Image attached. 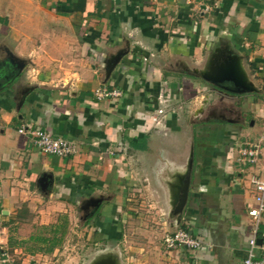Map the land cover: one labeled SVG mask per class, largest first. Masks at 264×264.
Segmentation results:
<instances>
[{"label":"crops","instance_id":"1","mask_svg":"<svg viewBox=\"0 0 264 264\" xmlns=\"http://www.w3.org/2000/svg\"><path fill=\"white\" fill-rule=\"evenodd\" d=\"M0 12V37L15 47L14 56L0 49L7 57L0 63V245L8 247L12 232L28 243L37 228L90 199L106 200L93 207L100 213L93 229L122 239L132 214L128 191L139 177L145 185L134 191L173 206L190 172L181 219L204 248L185 260L164 248L169 228L157 226L127 244L121 264H242L264 151L242 169L234 158L236 144L264 136V0H0ZM232 64L251 92L206 79ZM105 88L123 96L99 100ZM161 93L172 112L158 126ZM24 126L77 141L79 151L68 159L43 154L19 133Z\"/></svg>","mask_w":264,"mask_h":264},{"label":"rangeland","instance_id":"2","mask_svg":"<svg viewBox=\"0 0 264 264\" xmlns=\"http://www.w3.org/2000/svg\"><path fill=\"white\" fill-rule=\"evenodd\" d=\"M9 3L24 8V6L32 5L31 3L33 2H9ZM17 25L18 24H14V27L17 28ZM10 26L13 27L11 23ZM3 40L4 39L0 37V49L4 47H7L8 49L10 47L8 52L10 54L12 53V56H14L15 53L13 52L15 47L13 48L11 42L7 44ZM4 58L7 57H5V54H3L2 51L0 50V63L4 62L3 61ZM20 62L27 64V62L24 60ZM28 63H30V61ZM260 137L256 141H259ZM241 146L242 145H240V143L236 144L234 160L235 159L237 160V158L239 157L238 150L240 149ZM263 151L264 148H262L261 150V157ZM259 162L260 159L258 163ZM235 165L238 166V169L246 168V165H242L239 163ZM144 179L145 177L143 176L139 177L140 182L138 183V186H134V187L131 186V190L128 191L129 198L132 199V201L129 203V207L132 209V214L129 220H126L125 223L123 222V233L121 237L122 239H118V240L107 239V238L105 239L104 236L111 235L112 232H109L107 229H105V231L107 232L105 235L102 234V232L98 230L95 231L93 229V228H97L96 222L98 219H100V217H98V215L100 216V213L91 219L92 216L91 212L94 209L93 207L97 206L99 203L101 204V206L102 205L104 206L103 202L106 200L104 201L101 199L84 200L80 202L78 205L74 206L73 209L71 210V213H68V218L70 223L68 228V234L62 244V247L57 249V251L54 252V254H48L46 255L47 257L40 259V257L38 256H34V257L28 256L30 254L29 252H26L27 255H23V253L21 254L20 252L15 251V249H11L8 245L9 248L8 253L10 255V259H9V263L7 264H92V262L96 260L98 257H102L105 255L118 256V259L121 261L124 258V256L126 257L129 255L128 252L130 249H128L127 244L128 243L131 244L132 241L135 240L133 238L140 237L143 240H145V236L152 235L157 226H166L167 228H169V231H165V232H169V233L174 232L178 227L181 226L182 228L186 227V224L184 223V221H182L181 217L174 216L172 214L173 206H169V203L166 204L165 201L161 198H155L153 193L148 194L143 191L141 192L134 191L135 188L140 189L142 185H145ZM147 195H149L150 197H147ZM107 212L108 211L106 210L104 213ZM105 217L109 218V215H106ZM105 217H103V219ZM110 217L112 219L115 218L112 215H110ZM178 219L180 221V224L177 223ZM122 220L123 219L120 216L119 221ZM103 221L108 222V220H103ZM252 223H253L252 220L248 221V225L246 228V233L248 229V237L246 236L247 242L250 237V229L252 227ZM147 226L149 227L148 229L146 228ZM116 228L117 231L119 230L120 226L117 224ZM31 229L32 228L29 227L30 231ZM41 231L42 230L39 227L35 230L34 233L39 234V232ZM29 232L25 234H28ZM126 235H128L130 239L125 238ZM14 238L15 239L17 238L16 235ZM163 246L165 248L164 238H163Z\"/></svg>","mask_w":264,"mask_h":264},{"label":"built area","instance_id":"3","mask_svg":"<svg viewBox=\"0 0 264 264\" xmlns=\"http://www.w3.org/2000/svg\"><path fill=\"white\" fill-rule=\"evenodd\" d=\"M123 96L122 91L116 89H99L96 92V97L99 100L112 99L119 100ZM157 125L163 124L167 114L172 112L170 102L165 93H161L157 99ZM20 134L26 137H31L34 145L39 151L46 155L57 156L68 159L79 151V143L74 140L63 138H54L53 135L46 130L36 129L31 126H24L19 130ZM264 148V136L257 142L243 144L238 150L239 157L237 162L242 165L254 166L261 157V150ZM253 193L254 205L248 210V216L252 220L250 229V237L246 255L242 264H264V239L261 233V226L264 222V177L253 178ZM187 228L178 227L172 233H166L164 236L165 248L168 252L183 253L185 260L186 255L192 257L196 252L202 250L205 246L204 239L196 236L189 223H186ZM262 240L261 245L258 243ZM10 255L8 251L2 253L0 259L2 264L9 263Z\"/></svg>","mask_w":264,"mask_h":264},{"label":"water","instance_id":"4","mask_svg":"<svg viewBox=\"0 0 264 264\" xmlns=\"http://www.w3.org/2000/svg\"><path fill=\"white\" fill-rule=\"evenodd\" d=\"M219 77H207L206 79L209 82H212L214 85L222 88L223 90L230 91L236 94H245L251 92L253 88L244 80L243 77L239 74L235 65L229 66L227 69L223 70ZM229 82L232 83L231 87L223 86V83ZM194 153L191 152V157L189 161V171L192 169ZM191 188V174L187 173L186 178L183 180L182 184L179 186L178 194L175 197V202L173 203L172 214L174 216L181 217L185 211L186 205L189 200ZM258 243L261 245L262 240H259ZM92 264H121V261L118 259V256L115 255H105L98 257L92 262Z\"/></svg>","mask_w":264,"mask_h":264},{"label":"trees","instance_id":"5","mask_svg":"<svg viewBox=\"0 0 264 264\" xmlns=\"http://www.w3.org/2000/svg\"><path fill=\"white\" fill-rule=\"evenodd\" d=\"M94 216L95 215H92L91 219L94 218ZM69 224L70 223L68 216L60 215L56 224L51 226L40 227L42 231L39 232V234H34L33 236H31L28 243L24 241L21 243L18 241L17 238L16 240L14 238L15 235H13L12 232L9 242V247L11 249L23 247L25 248L26 252L29 253L52 254L55 250L62 247V244L68 234ZM0 247L2 250V252L0 253V259H1L2 253L5 251H9V248L8 247L3 248L2 245H0Z\"/></svg>","mask_w":264,"mask_h":264},{"label":"flooded vegetation","instance_id":"6","mask_svg":"<svg viewBox=\"0 0 264 264\" xmlns=\"http://www.w3.org/2000/svg\"><path fill=\"white\" fill-rule=\"evenodd\" d=\"M224 86H225V85H224ZM225 87H228V86H225ZM222 118H224V116H223Z\"/></svg>","mask_w":264,"mask_h":264}]
</instances>
